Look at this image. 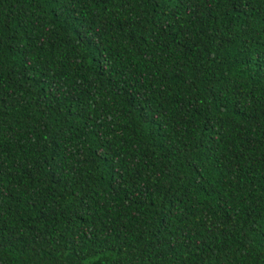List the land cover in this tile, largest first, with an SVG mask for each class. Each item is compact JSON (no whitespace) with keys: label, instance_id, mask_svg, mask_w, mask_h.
Segmentation results:
<instances>
[{"label":"trees","instance_id":"16d2710c","mask_svg":"<svg viewBox=\"0 0 264 264\" xmlns=\"http://www.w3.org/2000/svg\"><path fill=\"white\" fill-rule=\"evenodd\" d=\"M0 264H264V0H0Z\"/></svg>","mask_w":264,"mask_h":264}]
</instances>
